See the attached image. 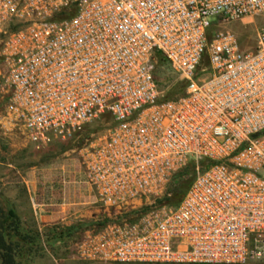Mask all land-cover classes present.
I'll use <instances>...</instances> for the list:
<instances>
[{"label":"built area","instance_id":"built-area-1","mask_svg":"<svg viewBox=\"0 0 264 264\" xmlns=\"http://www.w3.org/2000/svg\"><path fill=\"white\" fill-rule=\"evenodd\" d=\"M263 14L264 0H0L6 118L36 148L110 120L78 152L105 216L80 259H264V25L249 47L225 28ZM158 54L185 83L172 98ZM189 161L179 204L143 210Z\"/></svg>","mask_w":264,"mask_h":264},{"label":"rangeland","instance_id":"rangeland-1","mask_svg":"<svg viewBox=\"0 0 264 264\" xmlns=\"http://www.w3.org/2000/svg\"><path fill=\"white\" fill-rule=\"evenodd\" d=\"M264 25V14L253 18L231 21L225 28L233 31L242 46L255 44L256 32ZM6 65L1 55L0 41V199L1 206L12 207L18 217L21 231L39 233L33 220V208L30 196L35 202H62L70 204L80 202L90 212L88 216L77 217L69 224H56L53 227L79 225L71 234L61 239L44 236L36 240L29 251L16 256L17 264H188V263H146V262H109L80 259L75 253V243L87 228H96L105 222L104 212L94 202L93 192L83 181L82 167L79 162V149L90 139L105 132L110 124L108 116L86 124L71 138L53 139L45 147L36 148L30 143L23 129L6 118V92L3 76ZM155 76L160 87L166 89L177 81L178 77L166 65L154 63ZM191 173L187 170L186 176ZM78 175L80 178H78ZM86 202V204H84ZM83 203V204H82ZM156 206L154 199L143 203V208ZM147 209V208H146ZM143 209V210H146ZM43 231V228H42ZM15 239V237H12ZM57 241V245L56 242ZM55 243V244H54ZM250 264H264V259Z\"/></svg>","mask_w":264,"mask_h":264},{"label":"trees","instance_id":"trees-1","mask_svg":"<svg viewBox=\"0 0 264 264\" xmlns=\"http://www.w3.org/2000/svg\"><path fill=\"white\" fill-rule=\"evenodd\" d=\"M65 13L61 12L58 16H64ZM158 64L166 65V60L160 54L156 59ZM185 83L176 81L168 86L163 98H172L181 93L184 89ZM194 162L189 161L181 170L176 172L167 185L165 193L155 199V205L161 206H177L181 201L185 191L187 190L194 174ZM191 174L186 176V171ZM144 207L143 209H146ZM101 224V223H100ZM79 225H70L53 230L54 239H61L64 236L71 234ZM37 232L32 234L29 231H21L19 226L18 217L12 207L1 206L0 199V264H17L15 261L16 256H20L22 252L29 251L36 237L40 239ZM15 237V239H12ZM188 264H203V263H188Z\"/></svg>","mask_w":264,"mask_h":264},{"label":"crops","instance_id":"crops-1","mask_svg":"<svg viewBox=\"0 0 264 264\" xmlns=\"http://www.w3.org/2000/svg\"><path fill=\"white\" fill-rule=\"evenodd\" d=\"M82 177V175H81ZM78 178L80 176L78 175ZM77 184H85L84 181L77 182ZM85 187L87 189L91 188L86 184ZM92 191V190H91ZM93 192V191H92ZM94 202H95V196ZM32 210H33V220L36 221L37 227L39 230L40 235L44 234V236H53V230L59 229V227H53L56 224H69L77 217H85L88 216L87 213L90 211L84 206H80L79 201L70 202V204H65L62 202H51V203H44V202H35L32 197L30 196ZM83 204V203H82ZM86 204V202H84ZM43 228V231H42ZM56 245L58 244L57 241L55 242ZM54 243V244H55Z\"/></svg>","mask_w":264,"mask_h":264}]
</instances>
